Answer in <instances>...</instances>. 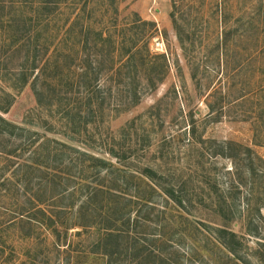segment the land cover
I'll use <instances>...</instances> for the list:
<instances>
[{
	"label": "trees",
	"instance_id": "16d2710c",
	"mask_svg": "<svg viewBox=\"0 0 264 264\" xmlns=\"http://www.w3.org/2000/svg\"><path fill=\"white\" fill-rule=\"evenodd\" d=\"M61 1L32 0L29 12L13 13L1 21L6 26V35L1 36L0 83H8V88L0 87V189L4 187L5 192L9 191L10 188L5 187L14 186L11 181L19 172H23V183L27 179L33 180L40 163L46 171L36 180L38 192L29 198L27 191L23 194L27 204L21 208L18 219L29 230L23 237L31 238L34 228L55 233L57 228H66V232L76 230L74 237H89L86 246L84 242L66 247V264H80L79 258L84 254L91 257L89 264H93L94 258V264H212L216 257L207 255L205 258V253H210V244L225 252L226 264H253L252 261L264 264V238L259 233L264 224L260 214L264 209V161L256 158L250 148L227 142L215 153L230 162V168L225 171L229 178L226 191L220 190L215 178L211 184L200 181L204 185L198 193L199 201H208L207 209L218 221L201 222L204 229L196 223L203 229L196 226V234L205 236L200 240L204 245H200L196 236L186 234V227L192 225L187 218L184 220L179 212H169L166 206L158 204L162 199L182 213L191 212L192 193L180 189L172 180L169 183L150 166L132 173L130 158L134 153L130 152V145L128 148L125 144L120 145L121 151L111 147L105 152L121 163L114 166L71 144L45 136L39 142V134L1 116L13 103L15 94L10 91L18 92L30 86L38 108L44 104L52 109L53 104H58L66 140L81 143L80 137L92 133L96 120H102L105 110L108 112L111 107L112 89L104 85V73H113L126 64L131 70L133 67L135 73L155 68L149 52L143 55L136 48L143 38L139 33L124 49V40L120 42L121 47L117 45L118 39L110 29L116 28L119 0H66V5ZM178 1L171 0L174 9ZM96 3L102 11L100 18L93 8ZM20 5L21 8L28 7V1ZM65 8L69 15L62 19ZM108 10L112 16L104 18ZM171 19L185 49L186 42L193 43L192 38L177 23L174 13H171ZM139 25L155 31L152 23L138 19L132 27L140 28ZM228 35L230 33H226ZM43 38L52 42L42 49L38 42ZM58 39L72 45V53H67L68 48L66 54L63 53L64 62L61 54L57 60L54 55L55 51H61L59 45L52 46ZM14 58L17 59L16 67L9 70L7 63ZM162 68H167L165 62ZM149 81L153 89L156 84ZM137 93L138 88L133 91L132 105L138 102ZM127 149L129 154L124 152ZM72 155L75 158H71ZM52 173L65 177L66 182L48 178ZM89 173H92L91 178L87 177ZM16 182L22 184L19 178ZM17 183L15 188L20 190ZM30 184L27 186L31 187ZM64 193L66 201H70L66 205V216L55 202ZM46 202L54 203L52 209L55 211L41 208ZM242 204L246 205L245 209ZM236 223L241 233L233 228ZM247 236L258 239V249L249 251ZM187 240L194 242V250L183 249Z\"/></svg>",
	"mask_w": 264,
	"mask_h": 264
},
{
	"label": "rangeland",
	"instance_id": "374dc122",
	"mask_svg": "<svg viewBox=\"0 0 264 264\" xmlns=\"http://www.w3.org/2000/svg\"><path fill=\"white\" fill-rule=\"evenodd\" d=\"M24 1H28V7L21 8L20 3ZM31 2L0 0V45L1 36L6 35V26L1 21L4 22L13 13L26 14ZM61 2L66 5V0ZM178 3L174 9L171 0H119L116 28L110 29L118 39L117 45L121 47L120 42L124 40V49L139 33L143 38L136 48L143 55L149 52V59L155 68L135 73L134 68L131 70L126 64L113 73H104L103 83L106 88L112 89L111 107L108 112L105 110L102 120H96L92 133L80 137L82 144L66 140V133L61 129L64 121L60 119L58 104H53L52 109L44 107V104L38 108L30 86L18 92L10 91L15 94L13 103L1 116L39 134V142L45 136L71 144L114 166L121 163L105 152L111 147L121 151L120 145L125 144V148L130 145V152L134 153L130 158L132 173H139L140 168L150 166L166 177L169 183L172 180L180 189L185 188L192 193L191 212L185 209L186 212L182 213L172 203H165L159 198L156 200H160L158 204L166 206L169 212H179L182 219L187 218L192 225L186 227V234L196 236L200 245H204L200 240L205 236L196 234V228L204 229L203 223L218 221L209 213L208 201H199L198 193L204 185L200 181H210L211 184L215 178L222 191L229 186L225 171L230 168V162L215 153L220 146L231 142L250 148L256 158L264 161V0H179ZM93 8L97 10V18H100L102 11L98 10V4ZM107 13L104 18H111V10ZM171 13L175 14L177 23L186 29L185 34L192 38L193 43L186 42L185 49L172 24ZM66 14L69 15V12L65 8L62 19L66 18ZM137 19L152 23L155 31L143 25L133 29L132 24ZM226 33L230 35L226 36ZM185 34L183 41L187 40ZM225 38L226 42L223 41ZM51 42V39L47 41L43 38L38 46L47 48ZM58 45L61 51H55V58L59 59L61 54L64 62L63 53L66 54V48L67 53H72V45L63 44L61 39L54 40L52 46ZM23 55L24 52L21 53ZM16 60L14 58L7 63L9 70L16 67ZM164 62L166 69L162 68ZM149 80L156 84L153 89ZM6 84L0 83V87L8 88ZM137 88L139 99L136 105H132L133 91ZM124 152L128 153V149ZM38 166L33 180L27 179L23 183V172H19L11 181L14 186L5 187L10 188L9 191L5 192L4 187L0 189V264H66V247L69 244L75 247L76 243L85 242V246L88 243L89 237H74L76 230L66 232V228H57L56 233L34 228L31 238L23 237L29 230L18 219V214L27 204L23 194L27 191L29 198L38 192L36 180L46 172L43 164ZM50 177L66 182L65 177L54 173ZM87 177L91 178L92 173ZM18 178L22 181L21 185L16 182ZM15 183L20 185V190L15 188ZM23 184H30L31 187L27 186L28 190ZM55 202L63 208L58 210L66 216V205L70 202L66 201V193ZM52 204L46 202L41 208L54 210ZM242 208L245 209L246 205L242 204ZM260 214L264 219V209ZM255 220L258 222L259 218ZM233 228L240 232L237 223ZM259 233L264 238V224H261ZM246 239L249 251L258 249V239L254 236H247ZM194 246V242L187 240L183 249L188 252L190 248L194 250ZM218 248L210 244V253H205V258L211 255L219 264H226L225 252ZM89 262H92L91 257L84 254L78 263ZM95 262L94 258L93 264Z\"/></svg>",
	"mask_w": 264,
	"mask_h": 264
}]
</instances>
